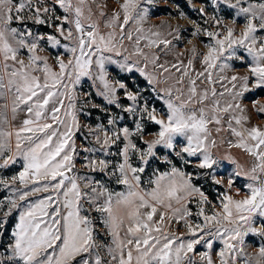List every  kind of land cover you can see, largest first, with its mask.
Instances as JSON below:
<instances>
[{
  "label": "snow or ice",
  "instance_id": "obj_1",
  "mask_svg": "<svg viewBox=\"0 0 264 264\" xmlns=\"http://www.w3.org/2000/svg\"><path fill=\"white\" fill-rule=\"evenodd\" d=\"M44 2L17 0L14 4L13 0H0V160L3 161L0 168L23 161L22 170L10 182L0 178V186L11 193L0 200V230L14 212L18 213L11 242L0 264H195L189 255L195 252V246L203 244L211 250L217 240L223 244L218 253L219 264H264V245L255 254L247 253L244 248L245 236L264 237V226H255L257 218H264V129L253 126L238 131L233 127V121L241 125L248 120L238 101L250 91L249 79L255 81L254 87H264V37L257 35L264 32V0L258 3L213 0L236 9V17H244L245 22L238 32L236 27L223 24L213 16L215 31L196 28L194 34L203 31L212 41L201 60L203 71L199 72L192 69L195 47L187 65L179 60L170 65L160 62L161 55L151 51L156 48L166 55L171 45L159 29L144 28L149 14L145 5H151L153 0H122L119 9L111 15L104 10L106 4L97 0H52L54 6L63 10L62 17L44 16L55 12V7L41 8L39 5ZM25 11L31 14L24 16ZM199 12L203 14L204 8ZM28 20L35 24L53 22L59 37L74 41V46H63L71 54L70 59L65 61L57 55L58 71L48 63L47 56L38 55L37 51L41 41L57 47L60 39L52 34L34 35L26 26ZM101 20L107 32L101 31ZM14 22L24 25L23 31L13 27ZM65 25L70 27L66 29ZM125 40L133 51L123 56L122 62L106 55L120 56L121 49L127 51ZM241 50L250 57L246 64L251 77L217 75L214 79L213 70L222 73L230 67L229 61H244ZM22 54L27 55V61L21 58ZM106 63H119L129 73L139 72L165 106L162 115H158L155 107H149L148 100L142 101L141 119L146 114L148 121L159 126L153 139L143 141L146 147L133 143L130 137L134 133L125 127L112 137L105 133L102 143V149L106 150L121 139L122 133L123 147L118 153L122 162L113 165L111 171L109 162L103 159L88 160L85 165L92 171L109 172L117 185L125 186L124 191H110L100 181L75 172L73 137L79 124L74 88L81 78L98 80L102 90L97 95L117 107L118 88L125 90L130 101L141 98L140 93L127 91L123 83H110ZM225 79H229L231 88L224 87L218 92L215 85ZM226 94L231 100L222 106L217 97ZM124 110L135 113L137 108L130 105ZM237 110L241 114L230 115L227 129H222L223 114ZM257 111L264 115V106ZM21 113L25 118L13 126ZM108 123L113 124L114 120ZM211 125H216V133L226 130L238 137V143L233 145L229 140L228 145L244 149L254 158V163L244 173L250 181L245 185L248 194L242 199L222 194L221 210L211 215H206L201 206L197 216L203 222L193 226L186 219L192 215L187 202L194 193L199 194V205L208 201L193 185L192 174L176 166L170 171H157L149 179L148 188H141L140 174L156 156L158 146L181 159L185 154L195 157L199 161L196 167L200 169L213 168L218 162L211 152L217 146ZM143 130L144 125L138 120L135 134H142ZM96 141L100 143L101 138L97 136ZM178 143L183 146L176 151ZM132 156L137 158L139 166L130 162ZM164 159L167 161V156ZM232 183L230 179L229 187ZM93 212L100 214L104 233L99 232ZM173 221L184 222L191 238L169 231ZM104 234L110 237V244L98 240ZM201 260L214 264L209 252L202 253Z\"/></svg>",
  "mask_w": 264,
  "mask_h": 264
},
{
  "label": "rangeland",
  "instance_id": "obj_2",
  "mask_svg": "<svg viewBox=\"0 0 264 264\" xmlns=\"http://www.w3.org/2000/svg\"><path fill=\"white\" fill-rule=\"evenodd\" d=\"M17 0H13L15 4ZM98 3L106 4L105 11L111 15L113 10L119 9V3L122 0H97ZM230 3H235V0H229ZM250 2L258 3L260 0H250ZM36 3V0H33ZM43 7H55L54 13L43 14L44 16L51 17L63 16V10L59 8L58 5H53L52 0H45L44 3L39 5ZM149 8L148 19L144 24V28H152L153 30L159 29L163 34L164 38L171 41L170 50L166 55L161 54L158 49H151L152 52H156L161 55L160 62H167V64H174L177 61H183L187 65V61L193 58L194 54L191 49L195 47L196 53L193 59L192 69L195 72L203 71V65L201 60L203 59V54L207 52V45L212 41L210 38L201 31L198 35L194 34L196 28L208 29L210 31L216 30V25L212 22V17L222 21L231 27H236L239 32L243 28L244 17H236V9L228 7L227 4L221 2L219 4L214 3L213 0H208L207 3H201L197 0H153L151 5H145ZM200 8H204V13L199 12ZM95 11V6H93ZM31 13L25 11L24 16H28ZM71 19V17H70ZM235 19V24L233 20ZM208 21L205 23V21ZM23 31L24 25L18 22L12 24ZM26 26L32 30L34 35H57L61 43L57 47L50 46L46 41H41L40 48L37 51L38 55L47 56L48 63L51 64L54 70L58 71V66L56 65V57L60 55L62 59L67 61L71 58L70 53H66L65 44L69 46H74V41L65 40L58 36L55 30V24L53 22L45 24H35L31 20L26 21ZM70 25H65L67 29ZM100 28L102 32H107L108 29L104 27L103 20H101ZM175 30V31H174ZM223 31V29H221ZM168 33H172L169 35ZM66 34V33H65ZM258 36L264 37V32H258ZM143 46V44L141 45ZM124 48L127 51L121 49V55L117 56L115 53H106V55L112 56L113 61H121L123 56L128 55L133 51L132 45L127 40L124 41ZM241 55L244 56V61L233 59L229 61L230 67L225 69L222 73H217V70H213V78L216 79L217 75H223L230 78L233 75L244 76L248 75L251 77V73L248 70L246 62L250 60L245 53L241 50ZM21 58L27 61V55L22 54ZM142 66V65H141ZM190 69V71L192 70ZM107 78L110 83L118 84L123 83L126 86L127 91H131L134 94L140 93V100L133 102L126 98L125 90L119 89L116 93L117 103L109 104L102 96L97 95L98 90H102V85L98 80L93 81L92 78L83 77L81 78L80 84L76 85L74 88V95L76 97V116L79 124L78 129H74V142L76 146V154L74 156L75 162V172L78 176H88L93 181H100L104 186H106L110 191H124L125 186L117 185L115 183V177H110L109 172H99L92 171L90 167L85 166L88 160H106L109 162V171L113 165L122 162V157L118 154L119 150L123 147V135L121 133V139L115 144L110 145L106 150L102 149V143L105 133L112 137L114 132H119L121 129L127 127L130 133H134L130 138L133 143H136L138 147L144 148L146 145L143 141L151 140L155 137V134L159 130V126L147 120L146 114L143 119H141V114L139 108L142 107V101L148 100L149 107H155L158 115H162L165 106L154 93L151 92L147 80L145 77L141 76L139 72H126L119 67V63H106ZM149 71H152L151 66ZM174 71V70H173ZM195 72L193 74H195ZM178 75V74H177ZM237 89H239L240 82L237 81ZM200 85L201 81H197ZM255 81L249 79L248 88L250 91H246L244 95L239 99V103L243 108V115L248 117L247 121H242L241 125L235 124L233 121V127L237 128L238 131H243L245 128H251L253 126H259L264 129V115L259 114L257 109L264 106V87L256 88L254 87ZM231 83L229 79H225L220 83L215 85L218 92L223 91L224 87L231 88ZM210 87V86H209ZM221 100V105L223 106L225 101L231 100L229 95L224 97H217ZM68 101L65 100V104ZM235 103V101H233ZM133 105L137 108L135 113L126 112L124 109ZM240 115V111L230 112L223 114L222 124L220 127L222 129H227V121L230 115ZM25 118L24 114L21 113L17 120L13 122V126H18L20 122ZM114 120L113 124H109V120ZM141 121L144 125V130L142 134H135V125L137 121ZM212 131V137L216 140L217 146L211 149L213 158L217 160V164L211 169H200L196 167L199 161L195 157H187L185 154L183 159L175 156V153L169 155L170 150L158 146L156 151V156L149 160V164L146 167L144 173H141V188H148V181L153 178L154 173L157 171L165 172L170 171L173 166H176L181 171L185 173H190L193 176L192 183L207 197V203L199 205V194L194 193L190 202H187V208L191 212V216L187 217V221L195 226L197 223H202L203 218L198 217L197 213L199 208L202 206L204 208L206 215H211L213 211H220V196L222 194L231 195L234 199H242L248 194L245 185L250 181L244 175L250 171L254 163V158L250 156L244 149L239 147H230L227 141H232L235 145L238 143L239 138L232 135L230 131L222 130L220 133L215 132L216 125L210 126ZM142 135V139H141ZM246 135V134H245ZM101 138V142L97 143L96 137ZM183 146L182 143H178L176 151H179ZM86 149H94L95 151H86ZM167 156V161L164 157ZM185 161H190V163H185ZM133 166H139V162L135 156H132L130 161ZM3 161L0 160V164ZM22 160H18L16 163L9 165L6 168H0V178L6 179L9 182L11 177L17 175L19 171L22 170ZM240 173V175H237ZM233 183L229 187V180ZM219 181V183H217ZM84 181H81L83 184ZM19 187V185H16ZM8 189L0 186V200L4 197L10 195ZM178 207V205H174ZM99 213H92L94 222L96 223L99 232L104 233L103 225L99 222ZM2 216V213H0ZM18 219V213L14 212L9 218L7 224L5 225L0 235V258L6 256L5 249L8 248L11 242V232L14 229L15 223ZM13 226L10 228V225ZM255 226L260 228L264 226V218H257L255 221ZM169 231L175 232L177 234H184L185 239L191 238L188 235L187 227L184 222L176 223L173 221L168 228ZM98 240L110 244L111 239L106 234L98 237ZM264 245V237L255 234H249L244 238V248L247 253L255 254L259 251V247ZM223 247L221 241H214L211 250L207 249L203 244L195 246V252L189 255L193 257L195 264H206L205 261L201 260V254L204 252H209L214 264H219V251Z\"/></svg>",
  "mask_w": 264,
  "mask_h": 264
},
{
  "label": "trees",
  "instance_id": "obj_3",
  "mask_svg": "<svg viewBox=\"0 0 264 264\" xmlns=\"http://www.w3.org/2000/svg\"><path fill=\"white\" fill-rule=\"evenodd\" d=\"M172 1H176L177 2L178 0H172ZM197 1H199L201 3H207L208 2V0H197ZM12 226H13V224L10 225L9 229H11Z\"/></svg>",
  "mask_w": 264,
  "mask_h": 264
}]
</instances>
